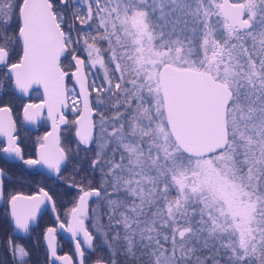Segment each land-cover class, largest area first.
Listing matches in <instances>:
<instances>
[{
  "label": "snow or ice",
  "instance_id": "snow-or-ice-1",
  "mask_svg": "<svg viewBox=\"0 0 264 264\" xmlns=\"http://www.w3.org/2000/svg\"><path fill=\"white\" fill-rule=\"evenodd\" d=\"M34 86L23 120L46 111L51 131L25 158L5 97ZM81 151L92 178L71 181L66 223L0 168L13 233L48 202L80 264L86 249L104 253L94 264H264V0H0V154L59 175ZM56 232L47 264H73ZM0 246V264H31L16 236Z\"/></svg>",
  "mask_w": 264,
  "mask_h": 264
},
{
  "label": "trees",
  "instance_id": "trees-1",
  "mask_svg": "<svg viewBox=\"0 0 264 264\" xmlns=\"http://www.w3.org/2000/svg\"><path fill=\"white\" fill-rule=\"evenodd\" d=\"M68 87L72 88L71 82L68 84ZM5 99L11 101L13 116L17 117L19 108L23 101L20 100L17 96L11 98L5 97ZM38 99V92L32 90L28 100L36 101ZM98 117L99 116L97 115L95 119L97 120ZM68 118L70 120H73L70 117ZM45 130L46 129L44 125H41L35 133L18 127L17 135L20 138L25 158H30L33 156V151L36 142L38 138L45 132ZM59 135L61 139V145L63 147H70L72 149L76 148V142L73 139L72 126L69 125L62 128L59 132ZM91 155V153H87V157L90 158ZM8 165V169L10 171H7L5 168L2 167V169L6 170L8 176H10L9 179L4 180V183L8 184L10 180L14 182L15 177H20L19 183H13L14 190L16 192L28 194L35 192L37 189L43 187L53 197L61 221L65 220V218L67 217L66 214L68 213L69 209L74 206V204L76 203V199L79 195L77 188L70 186L71 181L75 179L77 182H79L81 180V177H87V179L84 180V183H87L88 180L92 178L88 170V161L86 159V154L83 151L79 153V156L76 157L73 162L68 163L66 167L62 168V172L58 175V179L47 178L38 173L37 171L25 169L19 163ZM77 165H82V168L78 170V174L74 175V170L77 169ZM0 217H6L4 214L3 201L0 207ZM52 224L53 220H51L49 214L43 212L39 216L35 227L30 230L28 236L26 237L27 239L31 240V243L34 245V248L40 250L41 252L40 261L38 263H44L43 261L46 260L40 242L41 234L45 228L51 226ZM58 242L59 247L62 248L65 252H68L71 256L69 244L61 239H58ZM101 255H104V253L100 250L93 251L92 249H89L85 251V256L87 257V264H93L97 257ZM121 264H123V261H121Z\"/></svg>",
  "mask_w": 264,
  "mask_h": 264
},
{
  "label": "flooded vegetation",
  "instance_id": "flooded-vegetation-1",
  "mask_svg": "<svg viewBox=\"0 0 264 264\" xmlns=\"http://www.w3.org/2000/svg\"><path fill=\"white\" fill-rule=\"evenodd\" d=\"M31 93V92H30ZM17 96V95H16ZM30 96V95H29ZM29 96L26 98V99H21V98H19L18 96V98L20 99V100H22L23 101V103L21 104V106H20V108H19V111H18V115H17V117H14L13 116V120H15V122H16V133H17V131H18V127H20V128H22V129H25V128H23L22 127V125H21V121H20V111H21V109H22V106H23V104H25L26 102H37V101H39L40 100V97H39V99L38 100H36V101H34V100H28V98H29ZM67 115H68V117H72V115L68 112L67 113ZM43 118L44 117H42V124L41 125H44V127H45V124H44V122H43ZM74 119V118H73ZM40 125V126H41ZM40 126H37L36 127V130L35 131H31V130H28V129H25V130H28V131H30V132H32V133H35L36 131H37V129L40 127ZM45 129H46V127H45ZM46 131V130H45ZM43 135V134H42ZM42 135L40 136V137H42ZM36 146V145H35ZM34 149H35V147H34ZM30 158H34V151H33V156L32 157H30ZM16 163H19V164H21L22 166H23V168H25V169H28V170H33V171H36L34 168H26V166L25 165H23L22 163H20L19 161H17V162H13V161H8V160H5L2 156H1V154H0V168H5L7 171H10L9 169H8V164H16ZM22 171H24V170H22ZM39 173V172H38ZM42 175V174H41ZM10 178V176H8V174H7V176L4 178V180H7V179H9ZM58 179V178H57ZM39 191V189H37L35 192H32V193H21V192H18V193H20L21 195H25V196H31V195H34V194H37V192ZM1 205H2V201L0 202V207H1ZM72 208V207H71ZM70 208V209H71ZM70 209H69V211H70ZM68 211V212H69ZM43 212H46L47 214H49L48 213V211L45 209ZM42 212V213H43ZM41 213V214H42ZM40 214V215H41ZM39 215V216H40ZM50 216V215H49ZM39 218V217H38ZM38 218H37V221H38ZM51 218V217H50ZM67 218H68V216L65 218V220H64V222L66 223V220H67ZM51 220H53V224L51 225V226H48V227H54L55 226V224L56 223H59L58 221H56V219H52L51 218ZM37 221H36V223L34 224V225H32V226H30V230L33 228V227H35V225L37 224ZM47 227V228H48ZM47 228H45L44 229V231L42 232V234H41V238H40V242H41V247H42V250H43V253H44V256H45V258H46V260H44L43 262L44 263H38L39 261H40V254H41V252H40V250H38V249H35L34 248V245L31 243V240L30 239H27L26 237L28 236V233L27 234H20V233H13L12 232V228H11V225H10V222L8 221V218L7 217H0V241H3L4 239H5V237H7V236H16L19 240H22L27 246H28V248L31 250V254H32V259H31V264H47V255H46V253H45V251H44V248H43V245H42V237H43V234H44V232L46 231V229ZM30 232V231H29ZM58 239H61V240H63L59 235H58V233L56 232V241H57V255H59V256H62V255H67V256H69V257H71L72 256V251H71V247H70V252H71V256L69 255V253L68 252H65L62 248H60L59 247V242H58ZM64 241V240H63ZM65 242V241H64ZM67 243V242H66ZM70 246V245H69ZM3 258H5V253H4V250H3V247L2 246H0V259H3ZM71 258H73V256L71 257Z\"/></svg>",
  "mask_w": 264,
  "mask_h": 264
},
{
  "label": "water",
  "instance_id": "water-1",
  "mask_svg": "<svg viewBox=\"0 0 264 264\" xmlns=\"http://www.w3.org/2000/svg\"><path fill=\"white\" fill-rule=\"evenodd\" d=\"M32 90L37 91L38 94H39V97H40V98L42 97V89H39V88H37L36 86H34L32 89H30V92H31ZM76 91H77V92L79 91L78 87L76 88ZM17 96H18L19 98H21V99H26V98L28 97V96H23L22 94H19V93H17ZM39 101H40V100H39ZM39 101H37L36 103H39ZM26 103H28V102H26ZM67 113H68V112H67ZM42 117H44V118H43V122H44L45 127H46V131H45V132L43 133V135H42V136H44L46 132L51 131V121H50V120L48 119V117H47V112H46V111L43 112V114L37 118L36 123H28V122H26V121L23 120L22 111H20V121H21V125H22V127L25 128V129L31 130V131H35V130H36V127H37V126H40V125L42 124ZM74 119H75V117H74ZM74 119H73V120H74ZM64 127H65V125H61V126H60V130H61L62 128H64ZM73 139H74V141L76 142V138H75V129H74V127H73ZM35 147H36V146H35ZM1 156H2L5 160L13 161V162H17V160H15L14 158H11V157H5V156L2 155V154H1ZM35 156H36V152H35V149H34V158H35ZM26 168H34L37 172H39L40 174H42L43 176H45V177H47V178H53V179H57V178H58V175H57V174L49 172V171H48L45 167H43V166H35V167H28V166H26ZM37 194H38V192H37ZM37 194H34V195H37ZM93 199H94V198H93ZM77 200H78V197H77V199H76V202H77ZM0 202H1V201H0ZM45 209L48 211V213H49V215H50V217H51L52 219H56V215H55V213L52 212V204H51V203H48V202H46L45 204H42V205H41L40 210H39L38 213H37V218L39 217V215H40ZM68 218H69V217H68ZM68 218H67V220H68ZM67 220H66V222H67ZM36 221H37V220H36ZM36 221L33 222L30 226L34 225V224L36 223ZM54 227L57 229V233H58V235H59V236L65 241V242H67V243L70 245V247H71V251H72V256H73V258H72L73 264H80L79 257L77 256V254H76V250H75V241L72 239L71 234L68 233V232H66V231L63 230V229H60V227H59V223H56ZM16 233H19V232H16ZM20 234H21V233H20ZM42 245H43L44 251H45V253H46V255H47V251H46V243H45V241L43 240V237H42ZM87 250H89V249H86V251H87ZM62 256H64V255H62ZM56 264H61V262L56 261ZM93 264H94V263H93Z\"/></svg>",
  "mask_w": 264,
  "mask_h": 264
},
{
  "label": "rangeland",
  "instance_id": "rangeland-1",
  "mask_svg": "<svg viewBox=\"0 0 264 264\" xmlns=\"http://www.w3.org/2000/svg\"><path fill=\"white\" fill-rule=\"evenodd\" d=\"M71 89V88H70ZM95 106V105H94ZM71 115H72V117H70L71 119H73L74 118V115L72 114V112L71 111H68ZM97 122H99V117H98V119H97Z\"/></svg>",
  "mask_w": 264,
  "mask_h": 264
}]
</instances>
